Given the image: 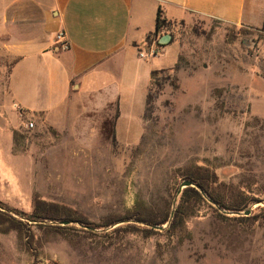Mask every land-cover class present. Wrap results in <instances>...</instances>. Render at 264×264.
Masks as SVG:
<instances>
[{"label":"rangeland","instance_id":"1","mask_svg":"<svg viewBox=\"0 0 264 264\" xmlns=\"http://www.w3.org/2000/svg\"><path fill=\"white\" fill-rule=\"evenodd\" d=\"M166 37L153 102L123 111L116 141L114 106L66 111L59 124L13 108L0 62V264H264V24L189 16L139 52ZM200 167L251 214L183 201L185 174ZM36 198L90 224L34 223Z\"/></svg>","mask_w":264,"mask_h":264},{"label":"crops","instance_id":"2","mask_svg":"<svg viewBox=\"0 0 264 264\" xmlns=\"http://www.w3.org/2000/svg\"><path fill=\"white\" fill-rule=\"evenodd\" d=\"M160 9L167 23L197 16L264 24V0H0V62L12 107L59 124L66 111L114 106L119 134L123 111L145 109L151 73L161 70L152 60L172 48L161 39L162 54L139 56Z\"/></svg>","mask_w":264,"mask_h":264},{"label":"trees","instance_id":"3","mask_svg":"<svg viewBox=\"0 0 264 264\" xmlns=\"http://www.w3.org/2000/svg\"><path fill=\"white\" fill-rule=\"evenodd\" d=\"M169 23L163 18V12L160 9L158 11V17H157V25H156V34L160 33L162 30H164ZM159 47H164L161 43H158ZM180 70L179 64H177L173 69H171L172 72H178ZM167 70L161 69V70H154L151 73V82L150 87L148 89L147 99H146V105H150L153 102V94L152 90L153 88L158 86L159 77L160 75L166 73ZM175 77V75H174ZM112 138L113 141H116V131L113 129L112 131ZM185 181H192V183L196 186L185 188L183 192V201L189 196V194L193 193L200 199H203L204 196L209 198L210 200L215 201L217 204L222 206L224 209L230 210L235 213H239L242 211H246V205L250 204L249 201L245 202H239L235 203L234 201H227L225 198L219 194H217L214 190V183L217 182V175L216 172L211 171L210 168L206 167H200L199 170L191 171L187 174H185ZM3 205L0 203V208ZM33 212L31 215H29L30 221L34 223H46V222H54V223H80L83 225L90 224L88 220L83 218L79 213L55 204L46 202L44 200H41L39 198H36L33 205ZM2 212L0 211V214ZM127 219H133L132 217H127L126 221H129ZM11 220L14 222H21L17 219L11 217ZM125 220V219H124ZM170 221V215H165L163 218H161L158 221H147L150 225H164ZM118 223V221H113L112 224ZM102 226H97V228H100Z\"/></svg>","mask_w":264,"mask_h":264},{"label":"built area","instance_id":"4","mask_svg":"<svg viewBox=\"0 0 264 264\" xmlns=\"http://www.w3.org/2000/svg\"><path fill=\"white\" fill-rule=\"evenodd\" d=\"M63 37V35H61ZM158 43H161L160 41ZM158 43L154 41L153 45L146 50L140 51L139 56L141 58H150V57H155L158 56L159 54H162V47L158 46ZM34 127L33 123H28L27 128L32 129Z\"/></svg>","mask_w":264,"mask_h":264},{"label":"water","instance_id":"5","mask_svg":"<svg viewBox=\"0 0 264 264\" xmlns=\"http://www.w3.org/2000/svg\"><path fill=\"white\" fill-rule=\"evenodd\" d=\"M168 41H169L168 37L163 39V43H168ZM189 187H194L195 188L196 186L192 183V181H184L182 183V188H189ZM251 212H252L251 210H247L245 212V216H249L251 214ZM64 224H69V223H64Z\"/></svg>","mask_w":264,"mask_h":264}]
</instances>
